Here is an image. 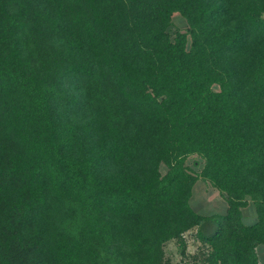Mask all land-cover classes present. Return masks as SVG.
Here are the masks:
<instances>
[{
    "label": "trees",
    "instance_id": "1",
    "mask_svg": "<svg viewBox=\"0 0 264 264\" xmlns=\"http://www.w3.org/2000/svg\"><path fill=\"white\" fill-rule=\"evenodd\" d=\"M191 229L264 264V0H0V264H167Z\"/></svg>",
    "mask_w": 264,
    "mask_h": 264
},
{
    "label": "rangeland",
    "instance_id": "2",
    "mask_svg": "<svg viewBox=\"0 0 264 264\" xmlns=\"http://www.w3.org/2000/svg\"><path fill=\"white\" fill-rule=\"evenodd\" d=\"M172 28L185 31L188 28L185 18L178 12L172 17ZM204 160L198 154H190L186 158V164L194 173H199ZM166 171V166L161 165V172ZM242 208V221L253 223L257 219L255 206L250 198ZM192 208L202 214H224L227 211V202L221 192L214 187L209 180L197 177L190 198ZM195 230H188L183 234L184 246L178 240L173 239L164 245L167 264H203V256L200 252V243L195 238ZM259 258L264 262V247H259Z\"/></svg>",
    "mask_w": 264,
    "mask_h": 264
}]
</instances>
